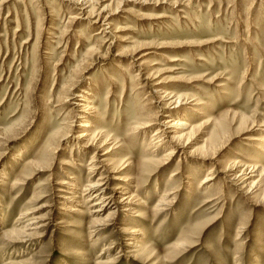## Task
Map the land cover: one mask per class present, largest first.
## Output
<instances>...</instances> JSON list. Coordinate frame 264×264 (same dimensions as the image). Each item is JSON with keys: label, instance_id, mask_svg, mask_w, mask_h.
<instances>
[{"label": "rangeland", "instance_id": "1", "mask_svg": "<svg viewBox=\"0 0 264 264\" xmlns=\"http://www.w3.org/2000/svg\"><path fill=\"white\" fill-rule=\"evenodd\" d=\"M92 2L0 0V264H264V0Z\"/></svg>", "mask_w": 264, "mask_h": 264}, {"label": "bare ground", "instance_id": "2", "mask_svg": "<svg viewBox=\"0 0 264 264\" xmlns=\"http://www.w3.org/2000/svg\"><path fill=\"white\" fill-rule=\"evenodd\" d=\"M65 1H67L69 4H71V5H77V6H79L80 7V9L85 13V15L87 14L88 15V13H89V15H93L95 12H94V8L92 9L91 8V2L93 1V0H82L81 2H79L78 0H65ZM108 1V0H107ZM129 1V0H128ZM121 2V1H120ZM126 2V1H125ZM93 3V2H92ZM122 3V2H121ZM120 3V4H121ZM119 5V4H118ZM83 6L85 7H87V8H84L83 9ZM77 8V7H76ZM90 8V9H89ZM103 9H101L99 12H98V14H97V12H96V15H95V17H97V19H98V16H99V14L101 13H104V12H106V7H102ZM108 8V7H107ZM86 9H88L87 11H86ZM96 9V8H95ZM100 9V8H99ZM97 10V9H96ZM95 10V11H96ZM109 9H107V11H108ZM117 10V9H116ZM80 11V10H79ZM105 14V13H104ZM80 15H82L81 13H80ZM107 17H106V19L105 18H103V19H105L106 21H109V19H110V17L112 16V14H110V13H108L107 12ZM89 17V16H88ZM76 18V17H75ZM102 18V17H101ZM79 19V18H78ZM86 19V18H85ZM112 19V18H111ZM84 20V19H83ZM93 20V19H92ZM95 22V21H94ZM105 22V21H104ZM92 23V22H91ZM102 24V23H101ZM108 24H110V23H108ZM105 25V24H104ZM107 26V25H106ZM101 32H102V30H101ZM153 85V84H152ZM156 85V84H155ZM157 86V85H156ZM71 88V87H70ZM158 90V89H157ZM156 90V91H157ZM156 91H155V93H156ZM157 93H158V91H157ZM160 93V92H159ZM166 94V93H165ZM156 95H158V94H156ZM160 95H162V94H160ZM160 95H158V96H160ZM170 95H162V97L160 98L162 101H167V102H165L164 103V109H167V108H173L174 110H171L172 112H166L167 114H169V115H174L173 113H175V115H179V113L177 112L178 111V109H180L181 108V97H177V98H175V97H169ZM174 96V95H173ZM149 97V96H148ZM147 98V97H146ZM145 98V99H146ZM169 98V99H168ZM175 98V99H174ZM156 99V98H155ZM160 101V100H159ZM161 102V101H160ZM159 102V103H160ZM161 111H162V109H161ZM95 113H97V112H95ZM150 110H148L147 108H145V106H138L137 108H136V111H135V114H136V117H135V119H134V121L131 123V128H130V131H132L133 133L135 132V131H140V130H146V129H148L152 124H153V121H154V119L152 118V115H150ZM153 114V113H152ZM156 114V113H155ZM173 116H170V119H169V121H167V122H165L162 126V129H157V130H155L154 132H153V135L151 136V138L154 140V141H156V145H155V148L156 149H158V148H160L161 146H162V141L164 140V138H167L166 136H165V134H167V130L169 129V130H172L173 132H170V133H172V135L170 136V137H168V139H169V143H176V144H182V142H183V140L186 138L187 140H189V139H191L192 138V133L194 132V130L196 129L192 124H189L187 121L185 122L184 120H182V119H179V118H175V119H171ZM103 121V119H101V120H99V122H102ZM87 127L88 128H92V126L91 125H87ZM189 130V131H188ZM148 131V130H147ZM193 131V132H192ZM186 132V133H185ZM141 133V132H140ZM143 133V132H142ZM67 135V134H66ZM89 135V134H88ZM87 138V139H85V141H81V142H83L84 144H83V146L82 147H87V146H90V145H92V144H94V143H100L101 142V140L102 139H104V142H103V144H106V143H108V139H109V135L108 134H106V133H100V132H98V133H95L93 136H87V134L86 133H82V134H80L78 137H77V139H83V138ZM97 137H99V139H98V141H95L96 139H97ZM115 141H116V139H114ZM255 141H259V142H263L264 143V140H260V139H257V140H255ZM152 142V141H151ZM155 144V143H154ZM179 146V145H178ZM214 148V147H213ZM207 152V151H206ZM210 152H211V150H210ZM171 154H172V152L170 151V153L169 154H167L166 156L167 157H171ZM205 155V156H204ZM206 155H207V153L205 154V153H201V157H200V159L201 160H204V159H206ZM166 156H164V157H166ZM167 159V158H166ZM164 160V159H163ZM169 160V159H168ZM94 163V160L93 159H91L90 160V162H89V164H88V166H92V164ZM166 162L165 161H163V162H160V163H158V165H164ZM130 166V165H129ZM132 166V165H131ZM91 169H92V167H91ZM232 169V168H231ZM177 171H179V169L177 170ZM176 171V172H177ZM214 171V169L213 168H210V170H209V172L207 173V175H206V177L202 180V182H200V186H199V188L200 187H205L206 185H208L209 183H210V181H212L213 180V178H212V176H211V172H213ZM251 171L252 172H254V173H258V178L260 179V176L264 173V171L262 170V169H260L259 167H252V169H251ZM176 172H173L172 174H171V178H173L174 176H176L177 175V173ZM229 172H230V170H229ZM251 173V172H250ZM249 177V176H248ZM251 177H253V176H250V178H248L246 181L248 182V180L250 181L252 178ZM187 178H189V177H187ZM247 178V177H246ZM103 179V178H102ZM236 179V178H235ZM99 180V179H98ZM100 180H101V178H100ZM245 180V179H244ZM243 181V180H242ZM243 183H245V182H243ZM258 184V183H257ZM62 185H66V182H63V184ZM254 186V184H252V186L251 187H253ZM87 187H91L90 189H95V188H99V187H101V184H99L98 182L97 183H94L92 186H90V185H88ZM251 189V188H250ZM253 189V188H252ZM90 190H89V188H84V190H83V192L82 193H86V192H89ZM166 195V194H165ZM169 195V194H168ZM165 197V196H164ZM98 201V202H96V203H94L93 205H91V207H93V206H99V205H101V204H99V202H101V201H104V196L102 195V192H100V194H98V193H95V194H93L90 198H88L87 200H86V202H85V204H87V203H91V202H93V201ZM104 205H103V203H102V205L100 206V207H103ZM99 212H101V209H98V210H96L95 211V213H99ZM112 214V213H111ZM111 216V215H110ZM137 217V216H136ZM12 231V230H11ZM15 235H19V234H16L15 232H11V233H9V236L11 237V238H15ZM20 236V235H19ZM127 245V244H126Z\"/></svg>", "mask_w": 264, "mask_h": 264}]
</instances>
